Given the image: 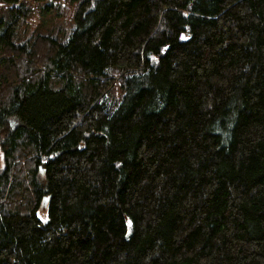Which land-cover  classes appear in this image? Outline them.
<instances>
[{
	"label": "trees",
	"instance_id": "trees-1",
	"mask_svg": "<svg viewBox=\"0 0 264 264\" xmlns=\"http://www.w3.org/2000/svg\"><path fill=\"white\" fill-rule=\"evenodd\" d=\"M0 264H264V0H0Z\"/></svg>",
	"mask_w": 264,
	"mask_h": 264
},
{
	"label": "rangeland",
	"instance_id": "rangeland-1",
	"mask_svg": "<svg viewBox=\"0 0 264 264\" xmlns=\"http://www.w3.org/2000/svg\"><path fill=\"white\" fill-rule=\"evenodd\" d=\"M18 125H19V123L17 121L13 122V126H18ZM44 210H45V208H44ZM42 217L45 218V212L42 213Z\"/></svg>",
	"mask_w": 264,
	"mask_h": 264
},
{
	"label": "water",
	"instance_id": "water-1",
	"mask_svg": "<svg viewBox=\"0 0 264 264\" xmlns=\"http://www.w3.org/2000/svg\"><path fill=\"white\" fill-rule=\"evenodd\" d=\"M47 201V200H46ZM46 201H45V203H46ZM45 203H44V206H43V208H45L46 209V205H45Z\"/></svg>",
	"mask_w": 264,
	"mask_h": 264
}]
</instances>
